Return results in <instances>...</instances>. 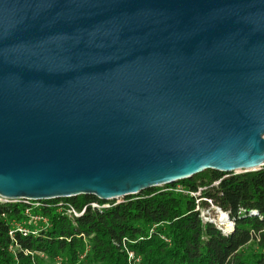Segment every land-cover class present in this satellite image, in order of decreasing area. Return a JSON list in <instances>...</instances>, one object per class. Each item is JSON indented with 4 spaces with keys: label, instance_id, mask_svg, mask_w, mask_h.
<instances>
[{
    "label": "water",
    "instance_id": "95a60500",
    "mask_svg": "<svg viewBox=\"0 0 264 264\" xmlns=\"http://www.w3.org/2000/svg\"><path fill=\"white\" fill-rule=\"evenodd\" d=\"M262 166L264 0H0V196Z\"/></svg>",
    "mask_w": 264,
    "mask_h": 264
},
{
    "label": "trees",
    "instance_id": "16d2710c",
    "mask_svg": "<svg viewBox=\"0 0 264 264\" xmlns=\"http://www.w3.org/2000/svg\"><path fill=\"white\" fill-rule=\"evenodd\" d=\"M203 198L221 209L222 227L200 216L196 205L206 204ZM60 202L84 211L71 216L57 210ZM43 203L39 213L47 225L10 237V221L24 220L26 203L0 202V264H52L56 256L66 264H129L122 241L141 264H264V166L238 173L207 169L118 202L79 194Z\"/></svg>",
    "mask_w": 264,
    "mask_h": 264
},
{
    "label": "built area",
    "instance_id": "2783aa9c",
    "mask_svg": "<svg viewBox=\"0 0 264 264\" xmlns=\"http://www.w3.org/2000/svg\"><path fill=\"white\" fill-rule=\"evenodd\" d=\"M215 183H217V182H215ZM176 188L178 190H183V188L180 185H177ZM200 189L201 188L198 189L196 194L199 193ZM43 200H47V199H43ZM43 200H31V199H14L13 200V199H5L4 197L0 196V202L22 201V202L26 203V207L24 209V215H25L24 220L12 219L10 221V227L8 230V234L10 235V237H14V234L16 232L23 234V235H27V234H33L34 235L39 230L43 229L44 226L47 225V223H48L47 217L39 213L40 208L44 205ZM50 200L51 199H49L48 201H50ZM90 205L92 207H95V208H103V207L109 206V204H106V203L99 204L96 202H92V203H90ZM61 207L64 208L65 212L71 216H79L84 211V209H82L81 211L76 210V208L69 202L58 203L57 210L60 211ZM214 208L216 210V213H217V211L221 210L218 206H214ZM196 209L199 210L200 216L202 217V219L204 221L213 222L216 225H218L219 227H222L220 225V221L218 220L217 214H216V216H213V217L208 216L207 213L200 211L201 209H200V206L198 204L196 205ZM227 216H228V214H227ZM229 222L231 223V227H233V221L229 219ZM122 244L124 246V250L127 253V259H128L129 264H141L140 256L135 255L133 253V251L127 249L125 247L124 241H122ZM86 248H88V246ZM11 250L13 251V248H11ZM52 264H66V263L63 262L62 257L56 256L55 259L53 260Z\"/></svg>",
    "mask_w": 264,
    "mask_h": 264
},
{
    "label": "rangeland",
    "instance_id": "374dc122",
    "mask_svg": "<svg viewBox=\"0 0 264 264\" xmlns=\"http://www.w3.org/2000/svg\"><path fill=\"white\" fill-rule=\"evenodd\" d=\"M178 185H180V184L178 183ZM123 198L124 197H118L116 199H113V201H117L118 202V201H121ZM203 200L206 201V204H199L200 205V209H201L200 211L207 213V215L211 216V217L216 216L217 213H216V210L214 208V206H216V205L213 204V199L212 198H203ZM106 204H109V202L106 203ZM63 262H64V260H63Z\"/></svg>",
    "mask_w": 264,
    "mask_h": 264
}]
</instances>
